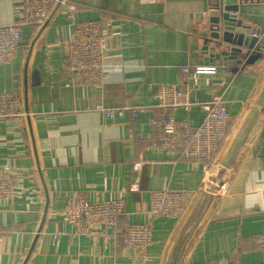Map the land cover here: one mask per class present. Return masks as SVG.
<instances>
[{
  "label": "crops",
  "instance_id": "crops-1",
  "mask_svg": "<svg viewBox=\"0 0 264 264\" xmlns=\"http://www.w3.org/2000/svg\"><path fill=\"white\" fill-rule=\"evenodd\" d=\"M51 5L40 26L21 25L20 45L0 64V92L20 93L30 113L23 122L0 120V166L8 171L14 194L0 201V264H165L169 247L186 216L151 218L154 189L202 190L203 163L177 158L153 145L150 113L106 119L98 103L121 107L155 103L147 86H187L196 103L174 110L191 126L202 123L199 103L219 99L233 118V129L247 113L264 82V62L237 65L205 59L199 30L220 0H62ZM75 4L73 13L66 6ZM245 16L264 42V0H247ZM206 13H208L207 16ZM87 21L108 27L99 83L69 84L68 42ZM14 22L11 0H0V26ZM115 33V34H113ZM214 64L216 72L196 82L182 66ZM50 73L53 88L24 98V75ZM145 161L141 187L128 190L133 160ZM89 201L123 196L120 225L147 223L152 242L138 252L121 240L72 233L62 222L67 198ZM198 193V195H199ZM264 213V112L229 176L191 239L181 264H260L258 236Z\"/></svg>",
  "mask_w": 264,
  "mask_h": 264
},
{
  "label": "built area",
  "instance_id": "built-area-1",
  "mask_svg": "<svg viewBox=\"0 0 264 264\" xmlns=\"http://www.w3.org/2000/svg\"><path fill=\"white\" fill-rule=\"evenodd\" d=\"M62 0H11L14 22L0 26V64L8 62L20 45L21 25L40 26L49 17L52 4ZM73 13L75 4L66 6ZM206 13L205 16H207ZM115 34V33H113ZM110 36L108 27L95 21L78 26L68 42L69 84L99 83L105 78L103 56ZM181 70L196 82L203 74L216 72L214 64L182 66ZM153 92L155 103L151 105L127 104L121 107L98 103L95 110L108 120L122 118L128 112L132 118L140 113H150L149 123L153 145L174 154L178 159L197 160L203 163L206 178L217 164L236 130L233 118L217 99L199 103L204 109L203 121L191 126L187 119L175 117L174 110L190 111L196 103L189 98L187 86L176 83L147 86ZM21 94L0 92V120L23 122L29 116ZM145 161L142 156L133 160L128 181V190L141 187ZM208 180V179H207ZM205 185V183L203 184ZM14 185L8 171L0 166V201H8L14 194ZM203 187V186H202ZM199 191L154 189L150 192L148 213L151 218L162 215L187 216L198 198ZM200 194V193H199ZM124 209L123 196H112L101 201H89L77 193L66 200L62 222L72 227V233L92 239L102 237L122 242L123 246L142 252L152 242L151 227L147 223L120 225ZM4 231L0 229V245ZM258 247L264 264V213L263 226L258 236ZM201 264H215L202 262Z\"/></svg>",
  "mask_w": 264,
  "mask_h": 264
},
{
  "label": "water",
  "instance_id": "water-1",
  "mask_svg": "<svg viewBox=\"0 0 264 264\" xmlns=\"http://www.w3.org/2000/svg\"><path fill=\"white\" fill-rule=\"evenodd\" d=\"M247 0H220L209 13L207 21L199 30L201 50L206 60L234 61L237 65L253 66L264 62V42L260 39V29L246 19L243 2ZM38 71L24 75V98L37 96L40 86L42 92L53 88L48 71L37 65ZM264 112V82L250 105L247 113L235 131L223 155L211 170L209 178L203 186L196 202L184 219L176 233L166 256L165 264H181L185 251L204 220L210 206L216 198L220 187L229 176L230 170Z\"/></svg>",
  "mask_w": 264,
  "mask_h": 264
},
{
  "label": "rangeland",
  "instance_id": "rangeland-1",
  "mask_svg": "<svg viewBox=\"0 0 264 264\" xmlns=\"http://www.w3.org/2000/svg\"><path fill=\"white\" fill-rule=\"evenodd\" d=\"M188 88V87H187Z\"/></svg>",
  "mask_w": 264,
  "mask_h": 264
}]
</instances>
